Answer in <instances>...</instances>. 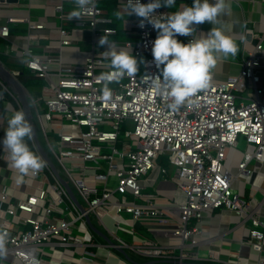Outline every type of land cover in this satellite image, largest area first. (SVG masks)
Listing matches in <instances>:
<instances>
[{"label": "built area", "instance_id": "2783aa9c", "mask_svg": "<svg viewBox=\"0 0 264 264\" xmlns=\"http://www.w3.org/2000/svg\"><path fill=\"white\" fill-rule=\"evenodd\" d=\"M24 1L27 12L0 0V41L4 55L17 63L3 61L1 53L0 59L10 69L17 64L47 82L48 94L36 97L29 91L39 137L84 210L41 157L32 137L26 143L45 164L34 174L19 173L8 150L0 147V234L6 236L0 264H249L250 255L229 251L223 258V249L204 238V219L221 209L238 216L239 227L250 224L241 245L256 253L257 264H264L262 204L247 200L234 187L236 180L254 174V163L264 165V32L246 28L241 71L224 82H214L212 75L210 87L174 110L153 60L157 30L150 24L139 27L134 15L135 28L119 44L110 41L121 29L108 15L110 9L100 5L105 0H93L78 18L71 17L74 0H53L52 17L37 20L32 19V0ZM117 3L119 13L128 9L127 0ZM156 12L153 19L162 21L174 11L162 6ZM195 27L191 37L178 39H197L201 30ZM15 28L26 32L17 36ZM75 29H83L84 36L74 37ZM54 35L59 53H37V48L52 47L40 42H50ZM103 35L115 49L142 58L135 75L101 79L113 71L106 45H99ZM77 40L88 41L90 51L85 61L68 63L64 53L68 48L79 51ZM106 84L108 96L103 92ZM6 97L22 110L16 93L0 77V99ZM128 121L134 129L124 127ZM240 138L253 150L245 152L234 174L225 162ZM14 173L36 182L35 193L26 197L13 185ZM155 173L161 181L150 193L148 188L158 181ZM120 231L130 233L131 241L119 236ZM205 244L211 246L207 255L201 253ZM56 251L62 256L55 258Z\"/></svg>", "mask_w": 264, "mask_h": 264}, {"label": "clouds", "instance_id": "9594fccd", "mask_svg": "<svg viewBox=\"0 0 264 264\" xmlns=\"http://www.w3.org/2000/svg\"><path fill=\"white\" fill-rule=\"evenodd\" d=\"M76 9L71 17L78 18L86 11L93 0H74ZM176 0H127L128 16L135 15L139 27L150 24L157 30L152 44V56L157 68L160 69L162 81L167 95L172 99L170 107L178 109L186 101H190L197 93L211 85L212 71L217 64V54L225 57L235 56L238 45L235 39L225 34L218 24V18L228 13L227 0H192L191 5L166 16L162 21L154 20L156 10L173 7ZM205 22L212 25L211 29L199 39H190L187 43L178 39L179 36L191 37L196 25ZM99 45H108L104 51L110 59V73L103 74L101 79L111 82L125 75H135L143 62L126 49H115L103 35ZM104 95L110 94L107 84ZM32 125L23 110L16 111L8 120L5 135L0 138V147L9 152L12 167L21 174L36 173L44 166V161L33 152L26 143L32 136ZM5 234H0V252L4 251Z\"/></svg>", "mask_w": 264, "mask_h": 264}, {"label": "crops", "instance_id": "0c3cea01", "mask_svg": "<svg viewBox=\"0 0 264 264\" xmlns=\"http://www.w3.org/2000/svg\"><path fill=\"white\" fill-rule=\"evenodd\" d=\"M9 1L17 12H27L29 9L28 2L24 0H21L19 3L18 0ZM52 2L53 0H32V19L37 20L44 16H48V18L52 17ZM190 3H192V0H176L175 5L170 7V9L175 12ZM227 3L228 13L220 16L218 18V24L214 25V27H220L226 35L235 39L238 45V52L235 56L230 55L228 57H225L222 53L217 54V64L212 71L214 82H224L228 80L230 76L237 75L241 71L243 61L246 58L240 46L244 30L248 28L254 30L257 34H262L264 32V0H227ZM107 7L110 11L117 9L116 5H108ZM121 11L119 13L121 20L135 19L134 15L125 16ZM211 27L212 25L207 22L198 25V28H200L201 31L197 34V39L204 36ZM120 29V33L125 32L123 27ZM25 32L26 28H15L13 30V34H16L17 36H20L19 34ZM87 39L90 40L89 35L87 36ZM40 43H42V45L49 44L52 46L49 49H45V47L37 48L40 53L52 55H57L59 53L56 47L58 45V38L56 35H54V38L50 42L43 41ZM77 43V46L80 47L79 51L73 48H68L64 53V60L66 62L81 63L85 61V57L90 51V44L88 41L82 42L79 40H77ZM248 46L250 49L252 48L251 45ZM14 65L19 66L17 64H13L12 66ZM16 111H20L19 105L11 98L6 97L0 99V130H3L4 135L8 127V120ZM26 140L28 142L30 141L29 138H26ZM246 150L252 151L253 147L247 145L244 150H241L237 145L236 147L229 148L227 160H229V168L234 174L238 172V165L242 161ZM2 172V168H0V180H2ZM159 178L161 177L159 176ZM12 179H14L13 185L16 184L18 189L20 191L22 190L26 197L34 194L38 187L36 182L19 175L18 173H14ZM16 181H19L20 184H17ZM234 187L236 190H240L247 200L254 199L256 204H262L261 214L264 219V165L258 162L254 163V174L250 177L245 176L236 180ZM16 192L18 193V191ZM239 221V217L227 209L216 210L211 215H207L203 221L202 227L204 230V238H211V244L213 247H221L223 249V258L227 259L226 255L229 251H232L233 253L241 251L246 256L250 255L249 264H257L256 253L251 252L248 247L242 246L240 242L244 230L246 231V229L250 227V224L247 222L245 228H242L239 227ZM210 247L209 244H205L202 247L201 253L207 255Z\"/></svg>", "mask_w": 264, "mask_h": 264}, {"label": "rangeland", "instance_id": "374dc122", "mask_svg": "<svg viewBox=\"0 0 264 264\" xmlns=\"http://www.w3.org/2000/svg\"><path fill=\"white\" fill-rule=\"evenodd\" d=\"M100 5L101 6H108V5L114 6V5H118V3H117V0H105ZM68 9H70V7H67V11H68ZM122 13L125 16H128V9H123ZM108 15L114 19L115 25L118 28L123 27V30H125V32H121L119 35L113 36L110 41L122 44L126 39V32L131 31L132 27L135 28V25H134L135 20H133V19L132 20H129V19L121 20L118 9H115L112 11L109 10ZM84 34L85 33H84L83 29H75L74 30V37H76V38L83 37ZM111 44H112L113 48H115V44L114 43H111ZM106 50H108V45H106ZM0 53H1V57H2L3 61H5L7 63H11V64L17 63L16 61H13V58L7 57L6 55H4L5 44L1 41H0ZM37 53H39L38 50H37ZM26 87L36 97L48 94V84L46 81H44L42 79H34V80L30 81ZM239 103H240V100H237V105H239ZM124 127L127 128L128 130H132V129H134V123L132 121H128V123ZM50 136L53 138L54 135L50 134ZM247 145L248 144H247L246 140L243 138H240L238 148H240L241 150H244ZM44 147L46 148L45 145H44ZM46 150H47V148H46ZM163 162L165 163V166H167L168 168L171 167L167 161V158H165L163 160ZM225 165L227 168L229 167V160H226ZM154 176L157 177L158 181L155 185L148 188L147 191L150 193H154L156 191V189L158 188L159 183L161 181V178L158 177V173H155ZM119 197L122 199L125 198L124 196H121V195ZM127 200H133V199L128 197ZM146 234H147V232H146ZM119 236L123 237L125 240H127L129 242L131 241V238H132V235L128 232H121L120 231ZM61 256H62V253L60 251H56L54 254L55 258H59ZM112 262H113V260H111L109 264H112Z\"/></svg>", "mask_w": 264, "mask_h": 264}, {"label": "water", "instance_id": "95a60500", "mask_svg": "<svg viewBox=\"0 0 264 264\" xmlns=\"http://www.w3.org/2000/svg\"><path fill=\"white\" fill-rule=\"evenodd\" d=\"M0 77L6 82V84L18 96V99H19L21 106H22V110L26 113V117L32 125L33 132H32L31 137L33 139L34 145L36 146L39 154L48 163V165L50 166L51 170L53 171V173L57 177V179L60 181V183L66 188L68 194L70 195V197L74 201V203L83 211L84 208L80 204L74 190L71 188L70 184L66 181V179L60 174L58 168L56 167L55 163L50 158L48 152L45 150V148H44V146L40 140L39 133L37 130V125H36V122L34 119L33 107L31 104L30 93H29L28 88L21 82L18 74H16L8 66H6L1 59H0ZM87 220L90 223V225H92L89 217H87ZM92 227L94 228V230L97 233H99L105 239L109 240L104 234H102V232H100L98 229H96L93 225H92ZM151 263H156V262H151Z\"/></svg>", "mask_w": 264, "mask_h": 264}, {"label": "trees", "instance_id": "16d2710c", "mask_svg": "<svg viewBox=\"0 0 264 264\" xmlns=\"http://www.w3.org/2000/svg\"><path fill=\"white\" fill-rule=\"evenodd\" d=\"M11 69L12 70H18V71L21 72V75L19 76V79L21 80V82L25 86H27L30 81H32L34 79H38L37 77L32 76L29 73V71L26 68L22 67V66H15L14 65V66H11Z\"/></svg>", "mask_w": 264, "mask_h": 264}]
</instances>
